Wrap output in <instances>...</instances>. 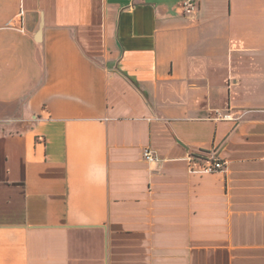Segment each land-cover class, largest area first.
Masks as SVG:
<instances>
[{"label":"crops","instance_id":"1","mask_svg":"<svg viewBox=\"0 0 264 264\" xmlns=\"http://www.w3.org/2000/svg\"><path fill=\"white\" fill-rule=\"evenodd\" d=\"M183 1L0 0V264H264V0Z\"/></svg>","mask_w":264,"mask_h":264},{"label":"built area","instance_id":"2","mask_svg":"<svg viewBox=\"0 0 264 264\" xmlns=\"http://www.w3.org/2000/svg\"><path fill=\"white\" fill-rule=\"evenodd\" d=\"M183 9L186 12H192L195 8L194 0H184ZM143 158L148 162H152L156 159L154 152L149 149L143 151ZM187 169L189 172L197 173H210L215 171H221L225 169V162L218 159L213 153L197 152L189 153L186 156Z\"/></svg>","mask_w":264,"mask_h":264}]
</instances>
